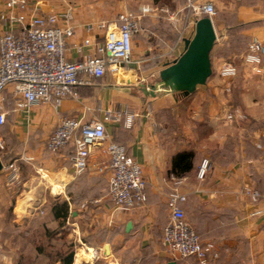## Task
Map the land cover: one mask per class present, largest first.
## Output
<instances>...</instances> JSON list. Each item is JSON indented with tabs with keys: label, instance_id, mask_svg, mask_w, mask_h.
<instances>
[{
	"label": "crops",
	"instance_id": "1",
	"mask_svg": "<svg viewBox=\"0 0 264 264\" xmlns=\"http://www.w3.org/2000/svg\"><path fill=\"white\" fill-rule=\"evenodd\" d=\"M49 1L52 10L60 12L71 6L74 11L77 29L68 41L67 59L95 55L97 46L104 42V33L95 26L91 30L86 26L116 21L109 18L117 11L102 20L101 14L87 12L83 1ZM205 1L216 6L214 0ZM229 2L225 14L217 11L213 22L219 44L230 50V56H215L214 60L212 54L214 74L192 94L163 89L151 94L160 71L183 53L185 40L193 32L187 29L184 33V27L177 24L176 37L165 39L163 25L152 14L142 18L131 61L121 67V75L109 71L92 85L79 87V99L68 98L60 106L55 102L38 104L23 111L14 109L13 87L4 93L8 119L0 128L9 130L5 134L12 140L8 145L22 154V176L27 165L42 173L43 182L48 178L50 194L67 202L68 216H75V233H81L80 220L87 223L82 214L92 216L90 226L98 224L110 233L114 231L120 245L108 244L109 264H191L192 259L173 257L163 245L164 227L170 218L168 197L173 193L186 196L180 206L201 239L216 244L221 254L218 264H264V199L254 196L264 193V59L261 71L255 72L244 64L245 52L240 58L236 52V48L240 50L238 34L248 38L246 43L253 35L264 41V0ZM5 10V2L0 0V14ZM248 23L251 26L238 28ZM7 29L0 19V35ZM87 38L92 44L79 50ZM224 63H232L235 72L226 76L222 72ZM228 81L233 84L231 92L226 90ZM106 111L114 115L105 120L107 133L143 167L147 201L140 207H117L110 200V173L107 169L101 171L109 161L105 151L93 150L88 169L78 174L73 167L74 142L57 153L47 149V140L63 116L87 123L95 118L104 120ZM126 111L138 114L131 128L125 126ZM184 152L193 153V167L184 172L174 170L175 158ZM204 158L212 161V169L201 179L198 169ZM27 175L24 187L33 185L36 190L35 174ZM0 191L4 195L0 208L9 202L13 205L9 196L14 195L2 188L1 179ZM27 194L24 211L34 205L32 193L25 190L17 196L14 212H18L20 199Z\"/></svg>",
	"mask_w": 264,
	"mask_h": 264
},
{
	"label": "built area",
	"instance_id": "2",
	"mask_svg": "<svg viewBox=\"0 0 264 264\" xmlns=\"http://www.w3.org/2000/svg\"><path fill=\"white\" fill-rule=\"evenodd\" d=\"M4 2L6 10L0 14V19L9 29L0 35V126L8 119L4 93L9 87H13L15 110L26 111L34 105L51 102L60 106L68 98L79 99V87L92 85L95 79L109 71L118 72L131 61L134 38L141 31L142 18L159 10L158 7L146 5L139 12H120L116 21L88 24V30L95 26L103 31L104 42L97 46L95 55H85L81 60L71 61L66 57V48L77 29L71 6L58 12L46 8L50 6L49 0H37L34 3L30 0ZM187 8L194 13L191 36L199 15L204 14L213 19L217 14L212 1L187 0ZM161 11L169 10L161 8ZM170 18L175 19V13ZM187 29L188 26L184 27L183 32ZM91 44V39L87 38L78 49L82 50ZM263 59L264 41L253 35L243 55V62L255 72H260ZM222 72L228 76L235 72V68L232 63H224ZM232 89L233 84L228 81L226 90L231 92ZM113 117L112 111H106L104 120L95 118L82 123L80 119L65 115L50 134L47 149L57 153L74 142L73 167L78 174L88 169L93 150L99 148L105 151L109 161L101 171L107 169L110 173V200L117 207H140L147 201L144 170L138 160L127 153L126 147L112 140L107 133L105 120ZM137 117L135 112L126 111L125 126L133 127ZM228 117L232 118V115ZM211 169L212 161L204 158L198 169V177L205 178ZM3 170L9 183L14 184L20 178L17 160L4 164ZM254 196L264 199V193L257 192ZM183 201H186V196L178 193L168 197L170 218L163 231L164 247L173 257L192 259L191 264H218L221 254L216 244L201 239L180 206ZM93 254L94 257L100 256L95 249Z\"/></svg>",
	"mask_w": 264,
	"mask_h": 264
},
{
	"label": "rangeland",
	"instance_id": "3",
	"mask_svg": "<svg viewBox=\"0 0 264 264\" xmlns=\"http://www.w3.org/2000/svg\"><path fill=\"white\" fill-rule=\"evenodd\" d=\"M31 3L37 0H30ZM78 2L83 1L85 4V10L91 14L99 13L102 16V20H108L107 15L112 11H117L115 16H111L110 20L117 18L118 14L125 10L133 12H139L141 5H153L158 7L159 10L155 12L154 18L160 21L163 25V31L165 33V39H174L176 37L177 24H181L183 27L188 26L187 32L192 31L194 24L191 22L194 18V13H191L187 8V0H75ZM205 1V0H202ZM216 3V9L219 12L225 14L227 7L230 6L229 0H214ZM98 3V4H96ZM59 4V2H58ZM178 4H180L178 6ZM46 6V4H44ZM47 9L50 7L46 6ZM161 8L168 9L169 11H161ZM175 13V19H171V14ZM178 14V16H177ZM187 14H190L189 16ZM206 16L204 14L199 15L198 19ZM149 19V18H148ZM178 19V21H177ZM175 21V22H174ZM112 22V21H110ZM176 23V24H175ZM152 24L149 21V25ZM152 26V25H151ZM178 34V33H177ZM151 38H154L153 34H150ZM151 40V39H150ZM154 43L157 40L154 38ZM161 42V41H160ZM163 45L165 43L161 42ZM245 44V41L240 40L238 42L239 48ZM248 42L246 43L247 46ZM167 46V45H166ZM236 48V52L239 58L246 51L247 47ZM162 47V46H161ZM159 46V48H161ZM212 54L215 56H221L228 58L230 56V50L226 46L219 44L217 40ZM214 72V71H213ZM214 74V73H213ZM5 132V133H4ZM6 132L0 128V158L4 164H9L15 160L20 163V154L10 147L8 143L11 138L6 137ZM10 140V141H9ZM1 144L5 148H1ZM8 157V158H7ZM19 161V162H18ZM24 162H21L19 176L20 178L14 183L8 182V177L4 170L0 172V179L2 188L7 191H11L14 198L13 205L10 202L3 208H0V264H62L60 258L70 253L74 254L73 264H109L110 254L106 253L105 244L111 243L113 246H118V238L116 239L114 231L110 233V229L107 227H100L98 224L90 226L92 223V216L82 214V219H86V222H81V233H75L73 231V221L75 216L69 214L67 220L56 219L54 215V209H61L60 206L64 201L62 198H57L50 194L48 187L50 183L48 178L43 182L42 173H37L36 168H25V178L27 174H35V181H37V188L33 185L24 187V177L22 176ZM30 169V173H29ZM21 173V174H20ZM47 181V182H46ZM11 185V186H10ZM13 185V186H12ZM10 188V189H8ZM30 191L32 193V199H35L34 205L28 208V211H24V205L29 199V195L22 197L18 204V212L15 211V204L17 196L24 191ZM3 191H0V198L3 199ZM9 193V194H10ZM7 196V198H8ZM30 203H33L31 201ZM23 212V214H19ZM26 213V214H24ZM24 216V217H23ZM81 219V218H80ZM93 249V250H92ZM94 249L99 251L100 256L94 257Z\"/></svg>",
	"mask_w": 264,
	"mask_h": 264
},
{
	"label": "water",
	"instance_id": "4",
	"mask_svg": "<svg viewBox=\"0 0 264 264\" xmlns=\"http://www.w3.org/2000/svg\"><path fill=\"white\" fill-rule=\"evenodd\" d=\"M218 40L213 19L203 16L196 21L193 36L185 40L183 53L159 73L158 81L152 85V95L159 89L180 92L185 95L194 93L198 86L206 85L213 74L212 51ZM4 163L0 158V172ZM132 223L128 224V229ZM110 254V245H106Z\"/></svg>",
	"mask_w": 264,
	"mask_h": 264
},
{
	"label": "trees",
	"instance_id": "5",
	"mask_svg": "<svg viewBox=\"0 0 264 264\" xmlns=\"http://www.w3.org/2000/svg\"><path fill=\"white\" fill-rule=\"evenodd\" d=\"M247 26H251V23H248V24H241L238 28L239 29H242V28H245ZM237 39L240 41V40H243L245 41V44H243L242 46L245 47L246 46V40L248 39L246 36H243V35H237ZM242 46L240 48H242ZM248 47V44L247 46ZM214 71V70H213ZM214 73V72H213ZM213 75V74H212ZM211 78V77H210ZM169 121H173V118L172 116L169 117ZM6 124V123H5ZM5 128V127H4ZM7 128V126H6ZM5 131L9 132L8 129H5ZM11 145H13L11 143ZM192 157H193V153L192 152H184V153H181L179 154L175 160H174V170L176 169H179L180 171L184 172V171H188L190 170L193 165H192ZM8 158V157H7ZM61 209H54V215L57 219H61V218H64L66 219L68 217V204L67 202H63L60 206ZM220 252V251H219ZM60 261L62 262V264H73L74 262V254L73 253H70L66 256H62L60 258Z\"/></svg>",
	"mask_w": 264,
	"mask_h": 264
},
{
	"label": "bare ground",
	"instance_id": "6",
	"mask_svg": "<svg viewBox=\"0 0 264 264\" xmlns=\"http://www.w3.org/2000/svg\"><path fill=\"white\" fill-rule=\"evenodd\" d=\"M121 71H122V68H120L117 72V74H119V76L121 75ZM93 250V249H92Z\"/></svg>",
	"mask_w": 264,
	"mask_h": 264
}]
</instances>
